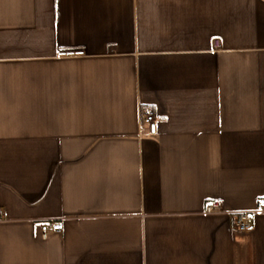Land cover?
<instances>
[{"label":"crops","instance_id":"1","mask_svg":"<svg viewBox=\"0 0 264 264\" xmlns=\"http://www.w3.org/2000/svg\"><path fill=\"white\" fill-rule=\"evenodd\" d=\"M263 198L264 0H0V264H264Z\"/></svg>","mask_w":264,"mask_h":264},{"label":"built area","instance_id":"2","mask_svg":"<svg viewBox=\"0 0 264 264\" xmlns=\"http://www.w3.org/2000/svg\"><path fill=\"white\" fill-rule=\"evenodd\" d=\"M218 46V45H217ZM70 54H73V52H69ZM67 53V54H69ZM76 54H83V51H77ZM66 54V53H60ZM140 120H141V126H145L147 128L148 132L151 135H154L157 133L158 125H157V117L153 109L149 107H141L140 109ZM258 207L260 209H264V198L260 199L258 202ZM222 200L217 199L215 201H212L208 203L206 207L207 213H218L222 211ZM4 216H7L6 213H4ZM252 212H241L234 215L233 218V227L235 230L240 232H247L252 230ZM63 229V224L59 222H44L42 224V235L43 237H47L51 231L60 232Z\"/></svg>","mask_w":264,"mask_h":264}]
</instances>
